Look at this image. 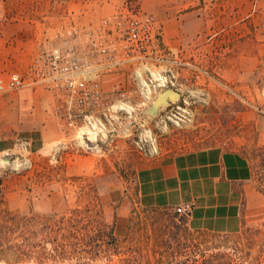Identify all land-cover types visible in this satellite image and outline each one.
Here are the masks:
<instances>
[{
  "label": "rangeland",
  "instance_id": "obj_1",
  "mask_svg": "<svg viewBox=\"0 0 264 264\" xmlns=\"http://www.w3.org/2000/svg\"><path fill=\"white\" fill-rule=\"evenodd\" d=\"M47 1L0 0V16L10 21L34 8L39 11ZM53 1L66 12L108 16L124 0ZM132 1L152 16L145 1L175 7L178 14L194 10V1L198 2ZM252 1L258 3L253 12L257 14L264 0ZM101 10L106 12L100 15ZM202 68L203 75L193 79L197 83L190 88L182 92L170 88L180 92L179 99L153 116L146 109L147 117L124 137L102 141L89 152L76 147L68 150L69 143L62 147L70 155H97L111 149L107 161L102 157L106 175L67 177L58 150L53 155L28 154L25 142L14 152L0 154V203L3 200L4 207L19 215L13 220L0 216V264H264V222L250 226L246 221L238 234L196 232L174 212L143 208L128 195L117 200L109 196L110 180L129 168V159L219 145L249 158L261 196L253 192L245 205L260 210L264 203V83L250 94L229 82L221 84L226 79H220L217 71ZM139 138L145 152L136 145ZM119 142L127 150L124 155L114 153ZM4 207L0 204V211Z\"/></svg>",
  "mask_w": 264,
  "mask_h": 264
},
{
  "label": "crops",
  "instance_id": "obj_2",
  "mask_svg": "<svg viewBox=\"0 0 264 264\" xmlns=\"http://www.w3.org/2000/svg\"><path fill=\"white\" fill-rule=\"evenodd\" d=\"M254 3L203 0L201 4L198 0L194 1L197 8L178 14L175 7L144 2L163 27L164 46L173 53L185 51L190 66L177 70L174 81L180 92L197 83L195 78L203 75L202 67L226 79L219 81L221 84L229 82L250 94L258 92L264 83V1L257 14L253 12L258 3ZM62 9L48 0L39 11L34 8L24 16H12L10 21L0 16V72L7 75L28 69L42 31L48 25H58L60 14L66 13ZM81 17L97 22L105 16ZM73 138L54 115L52 100L42 86L1 94L0 154L14 152L25 142L28 154L53 155L58 150L67 177L106 175L102 157L107 161L112 150L97 155H70L62 147ZM123 144L117 146L115 154L127 152ZM127 161L129 168L110 180L111 200L112 196L117 200L128 195L143 208L168 212L188 204L191 211L184 219L188 229L196 232L238 234L246 221L250 226L264 222V203L256 211L245 205L253 192L259 197L261 193L255 186L252 164L243 152L218 145Z\"/></svg>",
  "mask_w": 264,
  "mask_h": 264
},
{
  "label": "built area",
  "instance_id": "obj_3",
  "mask_svg": "<svg viewBox=\"0 0 264 264\" xmlns=\"http://www.w3.org/2000/svg\"><path fill=\"white\" fill-rule=\"evenodd\" d=\"M60 16L42 31L25 72H0V93L42 86L62 128L74 135L71 148L89 152L137 129L154 98L174 86L176 71L190 66L185 51L164 46L160 22L132 0L97 22L84 21L83 13ZM136 145L144 151L141 138ZM190 211L186 204L173 212L184 218Z\"/></svg>",
  "mask_w": 264,
  "mask_h": 264
},
{
  "label": "water",
  "instance_id": "obj_4",
  "mask_svg": "<svg viewBox=\"0 0 264 264\" xmlns=\"http://www.w3.org/2000/svg\"><path fill=\"white\" fill-rule=\"evenodd\" d=\"M180 98V92L174 89H166L160 92L152 101V104L147 108L148 116H153L158 113V110L166 105L169 106L175 99Z\"/></svg>",
  "mask_w": 264,
  "mask_h": 264
},
{
  "label": "trees",
  "instance_id": "obj_5",
  "mask_svg": "<svg viewBox=\"0 0 264 264\" xmlns=\"http://www.w3.org/2000/svg\"><path fill=\"white\" fill-rule=\"evenodd\" d=\"M1 182V181H0ZM0 185H1V183H0ZM1 205H3V207H4V201L2 200L1 201V203H0ZM0 216H1V218L2 219H10V220H13V219H15V217L16 216H19V215H17L16 213H14V212H12L11 210H9L8 208H7V206H5L1 211H0ZM25 221H28L27 219H24ZM219 261V260H218ZM202 264H207L206 262H201ZM219 263V262H218ZM217 263V264H218ZM193 264H198V262H193ZM219 264H224V261H222L221 263H219Z\"/></svg>",
  "mask_w": 264,
  "mask_h": 264
}]
</instances>
